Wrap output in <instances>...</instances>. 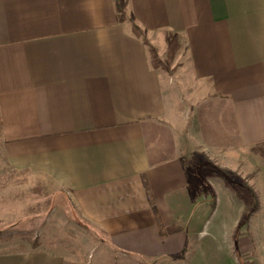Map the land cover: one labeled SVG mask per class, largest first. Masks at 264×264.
I'll return each instance as SVG.
<instances>
[{"label": "crops", "instance_id": "crops-1", "mask_svg": "<svg viewBox=\"0 0 264 264\" xmlns=\"http://www.w3.org/2000/svg\"><path fill=\"white\" fill-rule=\"evenodd\" d=\"M0 147L119 258L182 255L208 204L235 237L264 220V0H0Z\"/></svg>", "mask_w": 264, "mask_h": 264}, {"label": "rangeland", "instance_id": "rangeland-1", "mask_svg": "<svg viewBox=\"0 0 264 264\" xmlns=\"http://www.w3.org/2000/svg\"><path fill=\"white\" fill-rule=\"evenodd\" d=\"M174 65V69L180 68ZM240 191V189H238ZM54 185L13 170L0 147V244L13 249L41 244L88 263L115 264L120 257L103 240V234L78 222ZM202 220L190 233L185 252L177 258L134 261L119 258L122 264H264V220L240 222L235 237V222L210 231L208 212L201 207ZM261 211L264 214V206ZM249 213V212H248ZM220 216L212 221V226ZM200 232V233H199ZM233 234V232H232ZM121 264V263H119Z\"/></svg>", "mask_w": 264, "mask_h": 264}, {"label": "trees", "instance_id": "trees-1", "mask_svg": "<svg viewBox=\"0 0 264 264\" xmlns=\"http://www.w3.org/2000/svg\"><path fill=\"white\" fill-rule=\"evenodd\" d=\"M216 169L218 170V172H219L224 178H226V179H230V178H231V175H230L227 171H224V170H221V169H218V168H216ZM143 184H144L145 192H146L147 198H148V200H149V202H150V205L154 208V201H153V198H152V195H151L150 189H149V187H148V185H147V182L144 180ZM247 188H248V187H247ZM248 190H249V192H250V193L252 194V196H253V199H254V205H253V208L255 209V208L257 207V201H256L255 193H254V191H253L252 189H250V188H248ZM154 211H155V209H154ZM155 217H156V221H157V223H158V226H159L160 229H161V223H160V220H159L158 215H157L156 212H155Z\"/></svg>", "mask_w": 264, "mask_h": 264}]
</instances>
